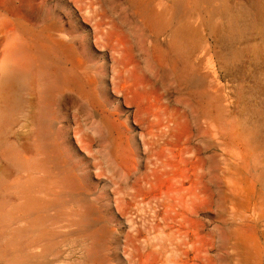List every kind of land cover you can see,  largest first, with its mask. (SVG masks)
Instances as JSON below:
<instances>
[{
  "label": "rangeland",
  "instance_id": "rangeland-1",
  "mask_svg": "<svg viewBox=\"0 0 264 264\" xmlns=\"http://www.w3.org/2000/svg\"><path fill=\"white\" fill-rule=\"evenodd\" d=\"M0 264H264V0H0Z\"/></svg>",
  "mask_w": 264,
  "mask_h": 264
},
{
  "label": "bare ground",
  "instance_id": "bare-ground-1",
  "mask_svg": "<svg viewBox=\"0 0 264 264\" xmlns=\"http://www.w3.org/2000/svg\"><path fill=\"white\" fill-rule=\"evenodd\" d=\"M170 1V0H169ZM157 18V16H156ZM20 51L23 53H27L30 55V57L34 60L41 61V60H48L51 59V53L53 54L54 47L52 45H46L43 41H40L37 36H34L31 41H29V47H26L23 40L22 41H17L15 43ZM161 54V53H160ZM161 56V55H160ZM169 58V57H168ZM173 58V57H171ZM170 59V58H169ZM171 61V59H170ZM2 76V75H1Z\"/></svg>",
  "mask_w": 264,
  "mask_h": 264
}]
</instances>
